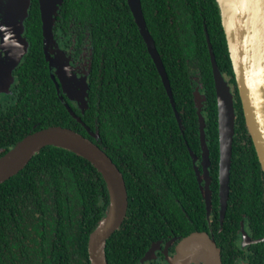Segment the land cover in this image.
I'll return each instance as SVG.
<instances>
[{"label": "trees", "instance_id": "1", "mask_svg": "<svg viewBox=\"0 0 264 264\" xmlns=\"http://www.w3.org/2000/svg\"><path fill=\"white\" fill-rule=\"evenodd\" d=\"M140 1L180 123L126 0H61L57 7L59 27L80 22L92 36L83 109L57 94L59 83L50 77L43 58L37 0H30L24 22L30 47L18 85L0 97V158L25 136L53 126L71 129L99 146L122 174L128 200L122 224L106 241L107 264H168L161 251L149 262L143 258L152 244L162 247L192 232H205L214 240L222 264H264L262 243L243 248L241 242L242 225L251 240L264 235V177L245 125L218 4ZM208 45L234 89L229 196L222 222L217 106ZM193 79L205 99L209 212L190 155L200 160ZM108 205L106 184L88 161L63 148L44 147L0 184V264H90L89 236ZM173 251L172 246L168 257Z\"/></svg>", "mask_w": 264, "mask_h": 264}, {"label": "water", "instance_id": "2", "mask_svg": "<svg viewBox=\"0 0 264 264\" xmlns=\"http://www.w3.org/2000/svg\"><path fill=\"white\" fill-rule=\"evenodd\" d=\"M11 1V6H13L15 1ZM60 2L61 0H38L45 48L49 45L52 35L53 14ZM216 2L245 125L264 177V0H216ZM29 3L30 1L27 0V9L23 20L27 17ZM126 3L146 46L147 53L155 65L179 124L180 117L175 110L167 74L153 38L146 27L141 10V1L126 0ZM208 50L217 106L218 214L219 221L222 222L229 196L235 113L232 93L227 81L218 69L210 45H208ZM194 100L197 108L195 94ZM197 115L203 183L199 178L198 166L195 165L196 158L192 152L190 155L193 158L205 208L209 212V156L204 136V118L198 108ZM47 146H55L75 153L88 161L102 176L108 190L109 205L105 217L89 236L87 254L90 264H107L105 259L106 241L122 224L126 215L128 200L122 174L99 146L81 134L59 126L35 131L21 139L0 158V184L20 172L34 154ZM242 226L241 242L244 244L262 243L264 245V235L262 238L252 241ZM151 251L152 249L146 253L143 261H146ZM164 255L168 264H222L219 248L205 232H192L183 237L176 244L172 257H168L167 250Z\"/></svg>", "mask_w": 264, "mask_h": 264}, {"label": "flooded vegetation", "instance_id": "3", "mask_svg": "<svg viewBox=\"0 0 264 264\" xmlns=\"http://www.w3.org/2000/svg\"><path fill=\"white\" fill-rule=\"evenodd\" d=\"M2 4H3L4 9L11 6L10 0H0V6ZM37 6H38V11H39V19L41 22L38 0H37ZM57 11L58 10H56V12L53 14L52 35H51V39L49 41V45L47 46V48H45L44 39H43V42H41L42 52L44 55L43 58L47 61V68H48L50 77L56 79L57 83H59V92H57V94L58 95L60 94L59 96L61 98L63 96L66 99V101H68V103L72 107H74L76 109H83V108H85V106L83 108H79L77 103H75L73 99L68 98L67 95L63 94L62 83H61V81L57 75V72H56L58 63H57V65H55V58H54L55 55L53 53L51 54V51H52L53 47H56L61 52L65 53L68 57H70L71 61L79 62L81 59V61H83V65L86 64V69H85L86 73L84 74V76L80 77L81 80L78 82V89H77L79 92H83V94H84L83 96L85 97V100H86L87 99L86 91H87V82H88L87 79L89 77V71L91 69L93 51H94L93 46H92V36L90 34L89 28L86 27L85 25L81 24L80 22L73 23V24L67 23L64 27H59L57 25V22L59 21L58 16L60 14L57 13ZM10 13H11V11L0 15V68L4 66L3 69H6V71H8V73L11 74L13 81L9 87H5V86L0 87V97L8 95V94L10 95L12 93V90L18 85L20 68L22 66L24 57L26 56V54L29 50V47H30V44L24 35L25 30H24V26H23L22 36L26 41V44H25L26 45V51H24V53L23 52L21 53L23 55H22V58L20 57V62H16V64H15L12 59L9 60V57H10L9 45L11 42L9 40L10 33H7L6 30H8V28H7L8 19L7 18H8ZM27 14H28V11H27ZM55 16H57L56 20H55ZM25 19L23 21V24L25 22ZM55 26L57 27L56 30H54ZM41 28H42V22H41ZM42 36H43V34H42ZM78 39H80V41ZM85 50H87V56H85ZM18 55H19V51H18ZM76 64H79V63H75V65ZM73 73H74V70H73ZM75 74H77V76H79L81 73L76 71ZM233 90L234 89L231 86V90H230L231 93ZM3 94H5V95H3ZM203 100L204 101L201 102L202 104H203V102H205L204 98H203ZM196 163L199 166V164L201 163V159L196 161ZM208 168H209V164H208ZM208 172H209V169H208ZM199 178L203 183L202 172H200ZM210 182H211V178L209 176V187H210ZM190 211H191V206H190ZM190 222H191V219H190ZM189 234H191V233H189ZM182 238H180V239H182ZM180 239L173 237L172 239L168 240L166 243H163L162 247H161L159 242L152 244V247L157 245L158 251H161V253H163V249H164L165 245H167L166 250L170 251V248L172 246L175 248L176 244L179 242ZM252 241H254V240H252ZM254 244H256V243H254ZM248 245H252V244H244L242 247L245 248ZM157 252H156V254H157ZM151 260H153V259H150L149 261H151Z\"/></svg>", "mask_w": 264, "mask_h": 264}, {"label": "rangeland", "instance_id": "4", "mask_svg": "<svg viewBox=\"0 0 264 264\" xmlns=\"http://www.w3.org/2000/svg\"><path fill=\"white\" fill-rule=\"evenodd\" d=\"M15 3L13 6L7 7L4 9L3 4L0 6V15L7 13L11 11V13L8 16V22H7V28L8 30L7 33H10V57L9 60L12 59L14 63L20 62V57L22 58L21 54L22 52L26 51V41L22 36L23 33V17L24 13L27 9V0H14ZM10 3L12 1L10 0ZM19 51V55H18ZM54 54L55 58V65H57V75L62 83V88H63V94L67 95L68 98H71L74 100L75 103H77L79 108H83L85 106V97L83 96V92H79L78 89V82L81 80L80 77L84 76L86 73V64L83 65V61L79 62H73L71 61L70 57H68L65 53L61 52L59 49L56 47L52 48L51 54ZM85 56H87V50H85ZM12 57V58H11ZM75 63H79L76 64ZM75 65V66H74ZM74 66V67H73ZM3 67L0 68V87L5 86L9 87L10 84H12V77L11 74L6 71V69H3ZM82 68V69H81ZM74 70V73H73ZM80 72L81 74L77 76L75 72ZM7 89V88H6ZM193 90L194 94L196 97V102H197V108L203 116V108H204V102L203 104L201 103L203 100V94L201 92L200 85L197 83L196 79H193ZM8 93V92H7ZM74 94V95H72ZM5 95V94H3ZM73 97V98H72ZM197 165V163L195 164ZM198 166V165H197ZM152 251L150 254L147 256L146 262H149L150 259H154L156 256V252L158 251V246L155 245L152 248ZM167 249V245H165L163 249V254H165Z\"/></svg>", "mask_w": 264, "mask_h": 264}]
</instances>
